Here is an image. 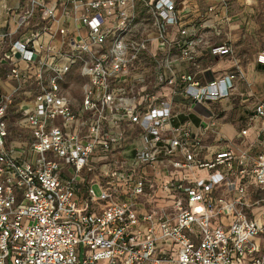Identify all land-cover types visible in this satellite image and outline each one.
<instances>
[{"label": "built area", "instance_id": "2783aa9c", "mask_svg": "<svg viewBox=\"0 0 264 264\" xmlns=\"http://www.w3.org/2000/svg\"><path fill=\"white\" fill-rule=\"evenodd\" d=\"M233 9L232 0L3 6L0 264H264V132L236 152L213 148L207 129L218 118L210 106L245 78ZM219 58L231 64L213 70ZM252 105L264 118V100ZM15 111L25 141L10 139Z\"/></svg>", "mask_w": 264, "mask_h": 264}, {"label": "crops", "instance_id": "0c3cea01", "mask_svg": "<svg viewBox=\"0 0 264 264\" xmlns=\"http://www.w3.org/2000/svg\"><path fill=\"white\" fill-rule=\"evenodd\" d=\"M205 1V0H202ZM207 1V0H206ZM212 1V0H208ZM234 4H236L237 7H244L246 9L243 11L244 13H241L242 16L246 15L244 19H242V16L240 14V11L238 14V17L240 18L242 25L246 24L248 17L252 14L254 10V6L256 5L257 1L253 0L250 3H245L244 0H232ZM17 0H0V17L3 19L5 17V12L2 14L1 10H3V6L13 5L15 4ZM235 8V6H234ZM4 11V10H3ZM3 20L0 21V24H3ZM249 22V21H248ZM242 25L240 28L234 27L233 31L230 35L231 41L232 36L237 32L240 31L242 28ZM48 34L42 33L39 39L42 42L48 41ZM235 44L236 52L242 62V66L244 68L245 72V78L243 80L238 81L236 85V89L234 92L237 95L238 104L243 109V114L250 115L251 118L247 125H240L238 121H235V123L225 121L221 118H215L214 116L211 118V121H208V132L210 136H215L214 140V146L213 148H221L225 146H231L234 151L239 152L243 148L246 147V145H256L259 134H262L264 132V118L255 116L251 112V107L256 102V100H264V64H259L256 61V56L258 52L252 55V59L249 62H246L238 53L237 50V40L232 41ZM231 64L230 60H226L223 58L216 59L213 65V70H221L226 67H228ZM261 67L262 69H258V67ZM259 88L263 90L262 94H259ZM259 94V95H258ZM192 119V125L195 128L196 126L200 125V121L196 115L191 116ZM227 124H230L232 126L228 127ZM204 125V123H203ZM215 131V133H214Z\"/></svg>", "mask_w": 264, "mask_h": 264}, {"label": "rangeland", "instance_id": "374dc122", "mask_svg": "<svg viewBox=\"0 0 264 264\" xmlns=\"http://www.w3.org/2000/svg\"><path fill=\"white\" fill-rule=\"evenodd\" d=\"M234 6L235 8L233 9V12L236 14L239 13V11L240 14L244 13L243 11L246 9L243 6L236 8V4H234ZM1 12L3 14L5 11L1 10ZM136 13L138 19H146L148 15L147 10H145L141 6V3L139 2L136 3ZM245 16L246 15H243L242 19H244ZM233 40H237L236 46L238 53L246 62H249L252 59L253 54H255L260 50H264V0L257 1L256 5L254 6V10L252 14L250 15V17H248L246 24L242 25L240 31H237L232 36V41ZM258 69H262V68L259 66ZM70 83L73 84L72 90L75 96H77L78 92L75 93L74 90V88L75 89L77 88V84L72 82V79ZM262 92L263 90L259 88V94H262ZM237 98L238 97L234 92V95H232L229 101H223L221 103L211 105L210 108L219 118L232 123L238 121L240 125L245 126L249 122L251 116L243 114V109L239 106ZM15 102L17 103L15 106L17 109L20 106L18 104L20 100L17 98ZM177 109L182 110L183 112L182 114L189 112L187 108L183 106H180ZM188 114L190 117L195 115L194 113H188ZM9 119H10L9 126L11 131V136H10L11 141H25L27 139V136H26V131L20 128L19 111L11 112ZM227 126L232 128L230 124H227ZM93 188L94 191L98 194L99 193L98 187L94 185Z\"/></svg>", "mask_w": 264, "mask_h": 264}]
</instances>
